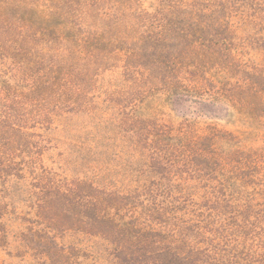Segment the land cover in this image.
Returning a JSON list of instances; mask_svg holds the SVG:
<instances>
[{"label": "rangeland", "instance_id": "374dc122", "mask_svg": "<svg viewBox=\"0 0 264 264\" xmlns=\"http://www.w3.org/2000/svg\"><path fill=\"white\" fill-rule=\"evenodd\" d=\"M112 218L264 264V0H0V264H120Z\"/></svg>", "mask_w": 264, "mask_h": 264}, {"label": "trees", "instance_id": "16d2710c", "mask_svg": "<svg viewBox=\"0 0 264 264\" xmlns=\"http://www.w3.org/2000/svg\"><path fill=\"white\" fill-rule=\"evenodd\" d=\"M75 3H79V2H75ZM105 41L106 40L104 39V37H99V35H94L91 38L90 34L83 40L82 44L86 48V56L89 59V61L94 62L98 58L104 57L105 55L104 47L106 46ZM256 85H257L256 82L249 83L248 86L240 85L238 83L237 87H234L233 89L229 90L228 94L224 95L225 100L236 102V98L238 95L245 96L246 95L245 92L255 91L257 89ZM200 156L203 158H207L209 160L208 162H210V165L212 161L217 162L214 160L215 156L214 157L212 156L210 158L203 156V155H200ZM58 202L59 201L57 199H54V200H50L47 203L45 201L44 204L40 206V216L45 215L46 217H48L47 219L51 221L52 223H54L56 227L59 225L58 224V222L60 221L59 216H62V212L59 209ZM81 208L85 209L84 213H85V216L88 218V214H89L88 209L85 208L84 206H82ZM102 221L103 220L99 216H97L95 222L99 224ZM114 221H115V218H112L111 225L113 228H115L116 233L120 236L119 237H104V240L113 247L111 255H115L116 257H121V253H118V252L122 246H128L129 247L128 253H131L132 255L131 258H126L122 260L120 264H135V263L136 264H148L146 260L136 261L138 257L134 258L135 256H133V254H135L136 252H139L138 254H145V256H147L148 254H157V253L163 254L167 250L165 247H163L164 242L159 240V238L157 237L145 238L141 240H139L137 236L127 237L128 236L127 234H129L130 231L124 230V228H122L120 225H115ZM91 234L93 235L95 234V232H91ZM169 244L172 247L170 248L168 247V250H171V252L174 253L175 261L171 263H167L164 261L163 264H175V262L176 264H189L188 261L191 260L192 257H190L188 252L184 251L183 246H179L177 240L170 241ZM194 264H205V262L201 260L200 255L198 254L196 256V260Z\"/></svg>", "mask_w": 264, "mask_h": 264}]
</instances>
